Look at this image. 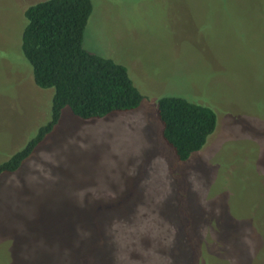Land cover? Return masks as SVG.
Returning a JSON list of instances; mask_svg holds the SVG:
<instances>
[{
  "label": "rangeland",
  "instance_id": "374dc122",
  "mask_svg": "<svg viewBox=\"0 0 264 264\" xmlns=\"http://www.w3.org/2000/svg\"><path fill=\"white\" fill-rule=\"evenodd\" d=\"M0 0V163L49 117L22 52L25 9ZM84 47L123 64L132 110L69 107L18 172L0 177V264H264V0H92ZM217 125L180 161L159 99Z\"/></svg>",
  "mask_w": 264,
  "mask_h": 264
},
{
  "label": "trees",
  "instance_id": "16d2710c",
  "mask_svg": "<svg viewBox=\"0 0 264 264\" xmlns=\"http://www.w3.org/2000/svg\"><path fill=\"white\" fill-rule=\"evenodd\" d=\"M92 10V0H43L25 9L22 52L32 66L36 85L54 92L48 120L0 163V177L18 172L54 130L65 107L79 118L94 119L140 105L143 95L127 68L84 47ZM157 115L162 137L180 161L199 151L217 125L213 109L176 95L159 99Z\"/></svg>",
  "mask_w": 264,
  "mask_h": 264
}]
</instances>
